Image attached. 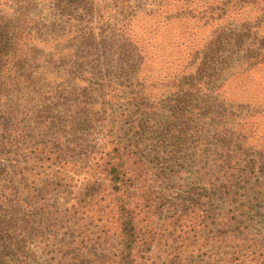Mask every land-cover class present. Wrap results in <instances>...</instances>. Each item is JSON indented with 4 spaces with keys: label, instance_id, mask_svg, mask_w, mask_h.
<instances>
[{
    "label": "trees",
    "instance_id": "obj_1",
    "mask_svg": "<svg viewBox=\"0 0 264 264\" xmlns=\"http://www.w3.org/2000/svg\"><path fill=\"white\" fill-rule=\"evenodd\" d=\"M59 2L77 10L62 61L78 55L89 70L78 86L47 96L32 88L33 112L17 99L24 92L11 86L9 67L35 59L39 46L23 42L24 21L8 23L0 11V155L23 162L25 178L47 175L59 185L41 201L19 199V185L0 194V264H264V151L247 146L250 124L264 130V121L245 114L222 125L210 107L229 100L230 82L264 73V0ZM104 66L114 73L92 70ZM256 101L235 107L264 105ZM117 103L121 111L108 117L105 105ZM85 126L94 129L77 135ZM208 127L218 144L204 153ZM191 133L201 141L191 153L194 184L183 185L184 173H165L164 144ZM24 141L31 146L16 147ZM258 142L264 150V131ZM80 146L89 147L85 159L74 156ZM80 170L88 177L76 184Z\"/></svg>",
    "mask_w": 264,
    "mask_h": 264
},
{
    "label": "rangeland",
    "instance_id": "obj_2",
    "mask_svg": "<svg viewBox=\"0 0 264 264\" xmlns=\"http://www.w3.org/2000/svg\"><path fill=\"white\" fill-rule=\"evenodd\" d=\"M59 1L62 0H55L53 4L50 0H35L34 6L29 7H23L19 8L16 7L12 11L4 9L3 7H7L2 5L0 7V11L2 12H9L6 16L7 22L10 21L16 22V23H22L24 21V27L27 28L26 31V40L23 41L27 46H39V55L35 59H28L29 62H23L17 65H14L9 68H13L11 70V74L17 76L16 79L13 80L11 83L16 86L15 89H17V93L19 94L22 91L24 94L17 95V99L26 100V102L30 103H24L23 106H26L29 109H26L28 112H33L32 108L34 107L37 109V101L32 100V95H29L30 90L33 88L36 92H38L41 95H50L53 94L55 91L59 92L64 89H66L69 86L76 85L78 86L80 82H78L77 77H84L85 74H88L89 69H85V65L81 64L82 60H80V57L78 55H74L71 57V59L66 60L65 62L62 61V55H64L65 47L69 45L68 39H71V31L69 25H76L73 15L76 13V7L73 4H69L66 7L61 6ZM23 6V5H21ZM81 13V12H79ZM38 21L39 24L36 28H34V24H32L33 21ZM6 23V22H4ZM14 23V24H16ZM5 25V24H2ZM52 31H56L55 33H52ZM57 35L58 39L56 38V41L51 39V35ZM49 35V36H47ZM54 35V36H55ZM77 33H75L76 36ZM67 38V39H66ZM45 40L46 43L45 44ZM59 41V42H58ZM39 43H41L39 45ZM75 45H73V49H77L80 52L79 43L74 42ZM54 44H58V54L60 55V59H58L55 51H54ZM43 47H46V49L43 50ZM4 55H9L7 52H3ZM62 53V54H61ZM82 55V54H81ZM78 58V59H77ZM4 60H9V58H4ZM44 60V62H43ZM11 63L14 61V58L9 60ZM77 61H80L81 66H84L82 69L77 67ZM103 69H92L95 70L96 74H103L105 76H111L115 69H111L108 66H104ZM158 69H154L156 71ZM264 73L257 72L255 73L243 76L242 79H235L234 81L227 84L225 89V94L229 98V100L225 103H221L220 107L217 106H210L214 111H218L217 114H215L214 118L216 120L220 121L222 119V125L226 124V120L232 119L234 123H236V117L239 115H245L251 116L254 115L252 119H262L264 121V105L259 106L258 108H252L251 110L247 111L246 108L244 110L239 111L238 107L235 106H254L259 105L256 101V99L264 100V90H262L263 87V80L261 77H264ZM20 75V76H18ZM12 77V76H10ZM73 78L72 80H69ZM107 79V78H106ZM77 80V81H76ZM100 80L96 77H94V83H99ZM146 85H150L152 83L151 79H147L144 81ZM79 83V84H77ZM151 87V86H150ZM152 88V87H151ZM110 91V89H109ZM155 91V90H154ZM255 99H252L251 97H255ZM252 103V104H250ZM120 104L117 103L114 106L112 104L105 105L103 111H106L108 117H112L116 114H118L120 109ZM163 108H159L161 110ZM250 109V108H249ZM38 110V109H37ZM35 110V111H37ZM257 113V115H256ZM29 114V113H28ZM31 114V113H30ZM167 114L165 111L163 114ZM205 122H207L209 125L211 124V121L208 119V117L203 118ZM115 120L108 119L106 125H112V123ZM39 122V121H38ZM251 126L249 129H252L253 131V137L248 139L249 142L247 144L248 147L252 148L256 151H264L263 149L259 148L260 143L258 142L262 133L263 128H257L256 125L254 126V123L250 124ZM126 127L127 121L120 123L119 127ZM256 128V129H255ZM93 127H84L83 129L80 128L77 135L82 134H90L93 131ZM109 130V127H105L104 131ZM118 129V128H117ZM103 131V132H104ZM211 131L213 129L208 127V133L202 134L205 138H208V142L206 143L205 140L203 141V151L204 153H208V150L213 151L212 149L214 145H217L218 138L216 136L211 135ZM191 135V137H190ZM197 141H201V139L195 138L194 133L188 134L186 136V140L183 142V144H180L177 141L167 140L164 144V151L163 154L164 161H165V167L167 170L165 173H171L173 171H176L177 173H184L181 177L183 185H192L194 184L192 182V178L190 173L193 169V167H196V163L194 159L191 157L192 149H194L195 143ZM27 141H24L20 145L16 146L17 148L28 147L31 146L28 143H25ZM211 144H214L213 146ZM89 148V147H88ZM88 148H83L80 146V148L74 153L75 157H80L81 159H85L84 156L81 155L82 152L88 150ZM2 152V151H1ZM5 154V153H4ZM3 153L0 155V194H5L7 192L15 193L16 188L19 189V186H21L19 193L21 200H29L32 197H38V200L41 201L43 197L47 198L48 194H45L43 192L50 191V193L55 195V191L51 190L53 188L58 189L59 185L58 183L53 182V188L49 186V182L46 178L47 175L44 176H38L37 178L32 177H26L24 176V173L27 172L24 168L23 162H15L10 161L8 162V159H11L12 157ZM174 154L181 156L180 159L174 160ZM183 156H187L186 161H181V158ZM251 156L248 154L244 155V159H249ZM206 159V158H204ZM82 161V160H80ZM193 165V166H192ZM13 166V167H10ZM11 170H14V177H11ZM25 171V172H24ZM16 172V173H15ZM18 172H21L18 173ZM40 177V178H39ZM83 177H88L87 174H85L82 170H80L79 176L74 177L75 183L78 184L82 181ZM14 183V184H13ZM64 184V183H63ZM19 185V186H18ZM55 189V190H56ZM64 189V188H63ZM29 194V195H27ZM31 194V195H30ZM39 208V207H38ZM31 244L27 243L26 247H29ZM14 255V254H13ZM10 258H13L9 256ZM14 260V258L12 259Z\"/></svg>",
    "mask_w": 264,
    "mask_h": 264
}]
</instances>
